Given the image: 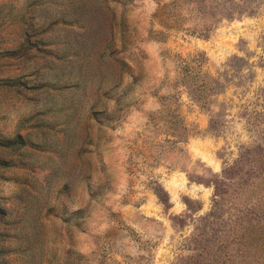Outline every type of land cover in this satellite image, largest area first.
<instances>
[{"label": "rangeland", "instance_id": "1", "mask_svg": "<svg viewBox=\"0 0 264 264\" xmlns=\"http://www.w3.org/2000/svg\"><path fill=\"white\" fill-rule=\"evenodd\" d=\"M0 264H264V0H0Z\"/></svg>", "mask_w": 264, "mask_h": 264}, {"label": "trees", "instance_id": "2", "mask_svg": "<svg viewBox=\"0 0 264 264\" xmlns=\"http://www.w3.org/2000/svg\"><path fill=\"white\" fill-rule=\"evenodd\" d=\"M22 135H19V138H21ZM21 143H24V141H21Z\"/></svg>", "mask_w": 264, "mask_h": 264}]
</instances>
